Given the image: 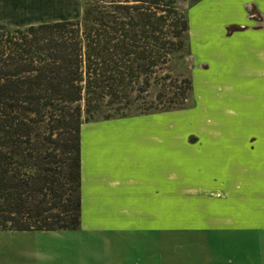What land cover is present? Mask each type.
Returning <instances> with one entry per match:
<instances>
[{
	"label": "trees",
	"instance_id": "obj_1",
	"mask_svg": "<svg viewBox=\"0 0 264 264\" xmlns=\"http://www.w3.org/2000/svg\"><path fill=\"white\" fill-rule=\"evenodd\" d=\"M191 53L177 0H82L76 18L0 28V230L79 228L82 123L193 103Z\"/></svg>",
	"mask_w": 264,
	"mask_h": 264
},
{
	"label": "rangeland",
	"instance_id": "obj_2",
	"mask_svg": "<svg viewBox=\"0 0 264 264\" xmlns=\"http://www.w3.org/2000/svg\"><path fill=\"white\" fill-rule=\"evenodd\" d=\"M247 1L177 0L181 7L186 8L187 15L191 18L189 37L192 49L191 55H186L178 63L177 69L182 75L191 76L196 86L194 103H188L181 109L146 114L133 109L124 116L84 121L82 130L84 128L85 133L90 131L86 146L87 157L91 160L88 163L90 167L95 161L96 165L110 173L126 170L129 174L135 172L132 164L136 156L144 155L160 160L163 149V155L168 161L169 191L176 194L185 192L201 195L216 181H222L224 187H229L240 195L242 182L247 175H264V168L256 169L250 161H244L241 151L244 139L242 131L250 134L249 151L246 153L248 159L256 165L264 164V79L248 76L240 80L244 96H251L244 102L253 121L251 126L245 128L239 125L242 117L241 96L235 80L241 75L243 77L253 73L250 66H243L240 70L239 65L242 61L247 64L257 62L256 51L264 47V30H246L220 39L221 28H225L229 20L241 17L244 10L251 13L250 16L257 25L260 16L255 17L248 8ZM254 1L262 4L264 0ZM5 3L8 4L9 1L6 0ZM25 6L23 10L27 12L30 5ZM81 6L82 0H36L34 18L36 23L76 18L81 13ZM5 10L10 9L6 7ZM25 14L29 16L28 13ZM7 15L3 17V21L10 17L8 13ZM235 26L239 29H234ZM203 27L207 29L206 32ZM0 28H3L2 25ZM226 29L227 34L243 30L242 24L235 23L228 24ZM221 36H226L224 31ZM261 59H264V55H261ZM258 74L264 76V69ZM215 98L221 99L219 102L217 100L218 103H226L216 104ZM149 131L157 135L152 136V139L162 149H155L141 139ZM82 148L84 152L85 138ZM83 165L85 167L86 161H83ZM190 165L196 168H191ZM192 171H195V177L191 176ZM187 172H191L190 175ZM248 186L256 191V184ZM114 191L102 186L100 193L96 188L92 193L99 194L105 200L107 193ZM131 191L132 187L129 186L120 193L129 199ZM187 203V200L178 198L169 200L170 223L193 215L194 210L190 202ZM85 209L91 208L85 206ZM72 233L71 230H0V264H55L43 259H58L56 264H104L109 252L120 257V264H164L163 259H160L164 252L161 251L159 241L154 243L147 240L142 233L125 235V239L114 247L111 242L109 248L106 245L103 247L100 239L90 240L88 243L79 232ZM170 238L174 240L173 237ZM174 245L172 243L171 248L169 246L166 255H172ZM38 251L47 256H37ZM141 257L147 259H140Z\"/></svg>",
	"mask_w": 264,
	"mask_h": 264
},
{
	"label": "crops",
	"instance_id": "obj_3",
	"mask_svg": "<svg viewBox=\"0 0 264 264\" xmlns=\"http://www.w3.org/2000/svg\"><path fill=\"white\" fill-rule=\"evenodd\" d=\"M5 1L0 0V25L3 28L21 27L36 23V18H34L36 16V0H8V4ZM26 4L30 5L27 12L23 10L26 8ZM246 4L255 17L260 16L259 21L256 22L257 25L251 18V13L249 14V12L247 13L244 10L246 5L243 7L244 11H242L241 17L229 20L225 28H221L220 39L246 30H264V1L262 2L263 5L259 1L254 0H248ZM6 7L10 10L6 11ZM7 13L10 17L4 20L5 23L3 17L8 16ZM25 13H28L29 16ZM188 21L190 27V16L188 17ZM1 22L5 23V25ZM231 23L242 24L243 30H234L231 34H227L228 30L226 27ZM203 28L204 32H206L207 29ZM223 31L226 36H221ZM213 54L215 55V52ZM256 54V63L247 64V62L242 61L239 65L240 70H242L243 66H250L253 69V73L243 77L241 75L235 79L239 85L241 96L240 107L242 117L240 120L241 124L239 123V125L243 128L251 126L253 120L250 119L248 106L246 105L245 107L246 102H244L250 99L251 96H244L240 80L248 76L264 79V76L258 74L259 71L264 69V59H261V55H264V47L258 49ZM192 83L194 103L196 86L193 80ZM217 100L216 104L221 101V99L218 102ZM89 133V130L85 133L84 128L82 130L81 126L80 227L77 229L58 230H71L72 234L79 232L83 238L87 239L88 243L90 240L95 241L100 239L102 246L106 245L107 248H109L111 242L114 247L124 240L126 236H135L142 233L143 237L147 240H152L154 243L159 241L161 251L162 253L164 252L160 259H163L162 263L164 264L173 262L176 264H264V175H247L246 179L242 182L240 195L230 190L229 187H224L222 181L216 180L213 186L201 195L185 192L176 194L173 191H169L168 161L166 160V156L163 155L162 147H158V142L152 139V136H157L155 133H150L149 131L141 139L155 149H162L160 160L150 159L144 155L136 156L132 164L135 172L129 174L126 170L110 173L96 165L95 161H93L92 167L89 166L88 163L91 160L89 156L87 157L86 153ZM241 135H244L241 150L244 161H250L251 165L255 166L256 169L264 168V164L260 163L256 165L255 162L248 159L246 153L249 151L248 141L250 134H245L241 131ZM83 138H85L84 152L82 148ZM92 158L94 159V157ZM83 161H86L85 167ZM193 167L196 168V166H192L191 168ZM187 173L190 175L191 172ZM194 173L195 171H192L191 176L195 177ZM250 184L257 185L256 191H254L252 186H248ZM102 186H105L106 189L117 191L110 194L107 193V198L102 200L99 194L92 193L95 191V188L100 193ZM129 186L132 187L133 191H131L130 198L128 199L120 192H123ZM177 198L187 200V204L190 202L194 213L170 223L169 200ZM199 200H205V202ZM85 206L91 209L86 210ZM169 242L171 245L172 243L175 244L171 256L166 255L171 248ZM37 256L46 257L47 254H42L41 251H38ZM119 259L120 257L117 254L109 252L108 259L104 260V264H120ZM140 259L147 258L141 257ZM43 260L49 263L54 262L55 264L58 261V259Z\"/></svg>",
	"mask_w": 264,
	"mask_h": 264
},
{
	"label": "bare ground",
	"instance_id": "obj_4",
	"mask_svg": "<svg viewBox=\"0 0 264 264\" xmlns=\"http://www.w3.org/2000/svg\"><path fill=\"white\" fill-rule=\"evenodd\" d=\"M234 29H239V27L235 26Z\"/></svg>",
	"mask_w": 264,
	"mask_h": 264
},
{
	"label": "water",
	"instance_id": "obj_5",
	"mask_svg": "<svg viewBox=\"0 0 264 264\" xmlns=\"http://www.w3.org/2000/svg\"><path fill=\"white\" fill-rule=\"evenodd\" d=\"M233 29V28H232Z\"/></svg>",
	"mask_w": 264,
	"mask_h": 264
}]
</instances>
